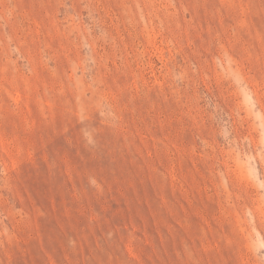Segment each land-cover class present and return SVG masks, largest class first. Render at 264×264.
<instances>
[{"label":"rangeland","instance_id":"1","mask_svg":"<svg viewBox=\"0 0 264 264\" xmlns=\"http://www.w3.org/2000/svg\"><path fill=\"white\" fill-rule=\"evenodd\" d=\"M0 264H264V0H0Z\"/></svg>","mask_w":264,"mask_h":264}]
</instances>
